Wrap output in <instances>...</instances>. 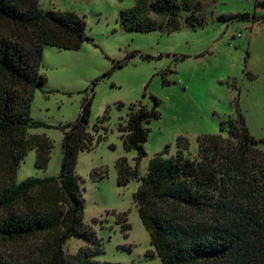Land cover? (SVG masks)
Masks as SVG:
<instances>
[{"label":"trees","instance_id":"trees-1","mask_svg":"<svg viewBox=\"0 0 264 264\" xmlns=\"http://www.w3.org/2000/svg\"><path fill=\"white\" fill-rule=\"evenodd\" d=\"M39 0H0V264H119L93 260L102 244L83 222L84 199L76 174L78 156L92 148L88 133L91 99L84 101L78 118L61 126L62 158L58 177H29L16 182L26 155L35 153L34 167L45 170L52 150L44 136L30 130L50 128L32 122L34 93L45 83L40 75L44 47L77 51L86 36L83 19L70 12L41 11ZM214 4V2H213ZM207 0H137L120 13L122 29L132 33L176 32L180 18L191 29L218 22L264 20L263 13L215 16ZM151 110L129 107L119 124L123 147L135 152V168L118 160L117 183L139 185L133 196L138 216L162 264H264V140H255L240 113L226 121L228 135L197 138L198 154L190 158L188 142L176 139L177 153L166 150L148 162L143 177L140 161L147 139L146 126L157 119L159 102ZM118 109L123 107L119 104ZM91 173L102 179L103 172ZM124 238L130 226L118 215ZM85 240L75 254L66 253L70 239Z\"/></svg>","mask_w":264,"mask_h":264},{"label":"rangeland","instance_id":"rangeland-1","mask_svg":"<svg viewBox=\"0 0 264 264\" xmlns=\"http://www.w3.org/2000/svg\"><path fill=\"white\" fill-rule=\"evenodd\" d=\"M137 0H39L41 11L70 12L84 20L86 36L77 51L44 47L40 75L42 91L34 93L30 118L50 128L30 130L44 135L52 144L45 170L34 167L35 153L20 163L16 182L34 177H58L62 158L60 127L73 123L84 101L91 99L88 133L92 148L79 154L76 174L81 179L84 199L83 222L90 226L102 244L99 263L162 264L153 251L133 196L138 187L130 180L118 186V160L126 159L135 168L136 153L123 147L119 124L127 119L129 107L139 104L153 108L159 102L157 119L146 126L145 157L138 172L143 177L148 162L164 152L177 153L176 139L188 142L190 158L198 154L197 138L203 135L227 137L226 121L240 113L249 134L264 140V20L218 22L191 29L180 18L176 32L132 33L122 29L120 13ZM178 2L180 0H177ZM215 16L256 13L264 0H207ZM214 2V4H213ZM123 107L118 109V105ZM264 153V144L259 145ZM103 172L102 179L91 173ZM126 215L130 230L124 238L116 223ZM74 237L66 242V253L75 254L86 246Z\"/></svg>","mask_w":264,"mask_h":264}]
</instances>
